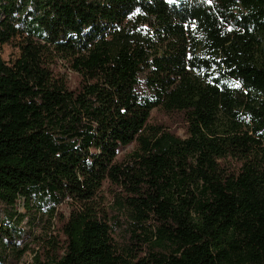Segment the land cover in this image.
I'll use <instances>...</instances> for the list:
<instances>
[{
    "label": "trees",
    "instance_id": "1",
    "mask_svg": "<svg viewBox=\"0 0 264 264\" xmlns=\"http://www.w3.org/2000/svg\"><path fill=\"white\" fill-rule=\"evenodd\" d=\"M14 39L0 264L44 215L30 264H264V0H0Z\"/></svg>",
    "mask_w": 264,
    "mask_h": 264
},
{
    "label": "rangeland",
    "instance_id": "2",
    "mask_svg": "<svg viewBox=\"0 0 264 264\" xmlns=\"http://www.w3.org/2000/svg\"><path fill=\"white\" fill-rule=\"evenodd\" d=\"M19 39L11 40L9 43L0 45V57L4 62H12L19 56ZM60 71L64 74L65 71L63 68H60ZM68 80L70 81V84L74 87L76 85V78L72 74H68ZM151 124L156 125H162L166 127L171 133L175 134L176 136L180 138L186 137V124L183 121V118L180 115H167L163 114L158 111H153L151 114ZM132 151V148H126L123 150L122 155L127 154L128 152ZM110 188L105 185L102 189V195L105 198V204L107 205L110 200L111 196H109ZM23 201L20 200L19 204V212H24L22 207ZM33 206V204H32ZM32 210L34 212V208L32 207ZM58 210L65 215L68 213V208L66 204H62L58 207ZM42 217V216H41ZM46 215H44V218H40L38 221H35L33 225H26L25 223L22 224V228L25 229L26 235L25 237L19 242L18 248L26 247L28 246L29 251L22 257L19 264H30L32 261V250H36L35 240L33 239L34 236H37L45 227L46 223ZM117 233V232H116ZM115 233V234H116Z\"/></svg>",
    "mask_w": 264,
    "mask_h": 264
}]
</instances>
